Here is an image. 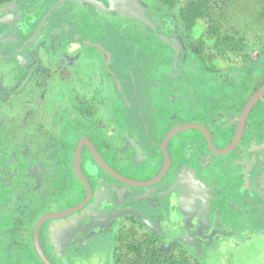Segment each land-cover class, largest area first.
Returning <instances> with one entry per match:
<instances>
[{"label": "rangeland", "instance_id": "obj_1", "mask_svg": "<svg viewBox=\"0 0 264 264\" xmlns=\"http://www.w3.org/2000/svg\"><path fill=\"white\" fill-rule=\"evenodd\" d=\"M56 1L58 0H52L51 3ZM89 1L94 11L101 14L100 17H95L92 11L85 9L86 7H78L79 5L77 6L76 4L71 7V2H65L61 4L46 21L43 29L44 33H46V37H48L50 35L48 31H52L59 24H66L70 20L80 22L91 18L94 20L91 22H95L96 18L98 19L99 22L91 30H85V32L83 31L85 26L81 22H73L74 25H72L74 29L72 32H74V38H72V35L66 36L67 41H65L63 45V51L65 54L75 59L77 57V48L74 47L72 43H77V35H82L84 38L89 39L82 43L83 49H87V52L82 53V55L85 58L89 57L86 61L82 62L83 69L91 70L92 60L99 59V75L103 77L104 81L114 82L116 88L119 90L118 95L125 100V104L121 109L119 107L115 108L114 102L111 104V102L105 101L106 112L119 118V122L116 121L114 126L112 125L109 130L114 131L117 128L116 126L120 124V128H122L129 137H132L131 139L134 144L137 142L143 145L142 143L147 142V138H144L145 134H152V118L150 117L151 114L146 110L147 102L145 104L143 94H145V91H148L149 88H152L154 77L146 76V72L152 70L150 65L153 61L147 58V55L142 59V62H140L138 58L140 55L137 56L135 54L132 56L130 52L125 53L122 50L126 48L122 44L112 45L111 48L108 42L111 36L115 37L117 35L116 33L121 34L119 31L120 29L126 30L127 33L133 32V34L140 30V32L135 34L150 36L152 32L155 31V28L148 18L149 6L146 5L143 0H138L137 2L140 7L128 0H112L111 2L108 1L109 3L99 2L100 0ZM232 2V5H230L233 17L231 23L229 22L232 28L231 33L232 35H239L242 30L246 33L243 48L247 54H250L249 59L241 60L242 58L236 53L234 55H224L219 52L215 47L216 42L206 39L203 35V32L207 30V24L205 21H199L198 27L194 28L190 33V35H192L187 38L188 42L191 44L189 51L193 56V60L204 65L205 70H212L224 75L233 69H244L246 66H253V64L257 63L260 67L253 68L254 71L260 70V68L264 69V58L261 56L262 54L264 55V11L262 14L264 4H256V0H232ZM51 3L49 5H53ZM4 6L5 5L0 6V9ZM47 6L48 5H46V8ZM52 8L53 7H51V9ZM114 9L125 12V14L130 17V20L125 19L123 22L112 17L113 11H115ZM44 11L43 9L39 11L38 14L36 13L37 15H30L31 18L34 17L32 21L36 22ZM134 16L135 18H133ZM152 17L153 22L158 23L162 21L160 15L156 12H152ZM119 21H121L123 26L118 23ZM244 25H246L245 29H243ZM99 28H102L105 37L100 33H95ZM177 28L180 30L178 25H172L168 29L176 30ZM168 29L164 31L165 35H167ZM237 30L241 31L238 32ZM31 37L32 36L21 29L16 16L9 15L0 20V94L5 89H13L16 81L20 79L23 69L26 66L24 62L22 63L19 53L20 51H26L22 49V46L25 45ZM173 39L177 40L176 35ZM93 40L96 42H93ZM169 42L173 43L174 41ZM148 43L149 42H147L146 46L149 45ZM175 44H177V42H175ZM34 45L35 42H32L27 50L33 48ZM40 48L44 50V45L40 46ZM47 49L48 47L43 52H39V57L44 69H47V66L52 60L47 53ZM127 57H132L133 60H128ZM83 60L85 59L83 58ZM37 69V63H34L31 74L36 75ZM84 72L86 73V71ZM200 74L204 75V73ZM52 75L56 74L53 69H50V72L45 71L41 79H39L40 82H45V90L42 91L43 93L46 92L48 96L54 95L56 92L55 96L60 97L62 92L58 88L59 82L56 81V76ZM74 77L81 82L82 75L79 76L76 74ZM87 79L91 86L88 90L90 103L97 102L98 105H101V101L97 100L110 98V90H108L105 85L101 86L96 83V77L93 76L92 71L89 72ZM211 84L214 85L215 89L213 88V90L208 91L216 95L221 90L222 85L217 84L215 79H212ZM65 86L67 88H64ZM68 86V84H63L65 91L68 89ZM190 87H192L190 90L188 88L179 92V94L184 91L186 93L175 100L171 109L161 112V117L163 118L161 122L171 123L174 121V119L171 121L169 116L172 113L176 114L177 110L179 111L180 109L179 113L181 116H178L175 120L186 118L185 121H183L185 123L201 124L196 120H187V116L192 119H200L197 114L191 113L194 108H199V102L196 98L194 99L193 95L190 93L195 89L192 83ZM198 93L199 92L195 91V95ZM66 94H68V92H66ZM100 96H102V98ZM135 97H140L141 99V103L139 104L142 107L141 110H143L141 112L144 114L142 123L139 122L137 119V112L132 108L134 106L132 99ZM18 98H15V101ZM239 103L240 101L235 103L233 108L237 109L240 106ZM177 105L180 107L179 109ZM28 109L29 107L25 108V110ZM219 118L220 117H218V119ZM172 125L170 129L177 124L175 123ZM97 133L102 137V132L97 131ZM2 144L6 146L7 143L3 138H0V146ZM126 150L129 151V149ZM126 150L124 153H126ZM132 150L135 151L134 149ZM150 153H152V151L148 150L147 154ZM242 155L243 153L239 151L234 153L229 158L230 162L225 170H234L240 173L245 171L247 164L241 161ZM126 160L127 159H125V162L127 163L128 160ZM193 161H195V164H198L203 161V158L199 155L194 157ZM62 162L60 176L62 180H65V175L67 173L65 168H68L69 171L72 172L71 160L68 158L67 162H65V160H62ZM208 162L214 172L222 170L220 162L215 159L211 158ZM110 165L123 176L135 179L138 182H146L154 175V169L148 167L141 172L129 173L119 170L116 165L111 162ZM261 165V163L254 165V168L248 171L247 175L244 174L247 177L243 175H234L232 178L226 175L223 177L218 176V178L228 179L227 182H229L233 190L230 186L224 185V183H220L221 185L217 183L215 185L217 180L212 173H210L209 169L204 173L197 174L198 176L194 175L195 177L193 176L186 181H178L175 179L172 184H166L163 187L158 185L148 188H136L120 183L95 166L98 170L97 178H92L87 171H84L94 189V197L91 205L70 217L52 220L45 224L40 233L41 243L47 248V255L54 264H118L116 259V225L109 224L102 227V224L108 222L110 220L108 219L109 217L114 220H119L120 217H118L116 213L122 209L129 208L138 212L132 216L148 225L151 230L157 231L156 236H163V240L167 245H172L177 250L182 249L198 264H264V202L259 201V203H257V210H259V213H256V210H254V212L248 210L246 213H241L244 209L240 203L238 204V208H242V211L240 210L237 212L234 205L230 202L231 195L229 199L222 195L235 191L236 185H238V187L241 188L243 186V190L246 194H251L259 199L262 198L259 197L262 194V190H260L261 188H259L258 185V182L263 181L261 180ZM73 170L74 177H76L73 180L75 181V188L69 191V184L65 183V189L61 186L56 194L47 193L46 190L43 191L45 187L42 184H44L45 181L40 172H38L35 177L36 181L31 183L25 180L16 183V180L14 181L8 178L9 184H16L11 185L6 191V201L11 207L22 204V208H27L30 205L33 208V206L37 205L35 208L37 209L36 212H39L37 215L38 220L48 214H56L72 209L85 197L84 193H82L83 185L78 180L74 167ZM19 179L21 180V178ZM223 179L219 180L224 181ZM3 184L6 186L7 180L6 182L4 181ZM169 187L172 189L170 188L169 190ZM213 188H216V191ZM160 191H162L163 196L157 198V194ZM149 195H151V198L148 199ZM101 197L104 199L107 198L108 201L112 200L111 202L115 208V212L113 209L99 210L96 208ZM113 198H115V200H113ZM0 199L4 200L1 197ZM153 199L155 205L150 206V203H153ZM246 199L245 197V200ZM253 203L256 204V202ZM1 204L2 203H0V205ZM38 205H40V209H38ZM207 206L209 208L213 206L218 208V210L210 209V213L214 215L217 214L218 218H220L217 221L213 219L219 226L221 223H226L229 226L224 232L219 228L217 234H209L207 226H200V222L205 218L201 213V209L202 207L207 208ZM246 206L250 209L249 205L246 204ZM254 209H256V206H254ZM153 211L162 216L164 221L163 225L168 232L160 229L157 224H152V219L154 217L152 216L151 219L149 216ZM175 211L181 213L187 225L185 232L182 234H177L170 221ZM6 213L5 210V216ZM221 215L224 216L225 219H222ZM213 220L211 222H213ZM4 224L5 222H3V226ZM1 225L2 223L0 226ZM1 228L4 231L6 230L4 227ZM1 228L0 231L2 232ZM135 232V229L131 231L134 236ZM11 238L17 242L23 240L13 236H11ZM11 238L9 239V243L12 242L13 244L9 248L10 250L15 246L21 245V242L15 243ZM136 238L132 237L130 240L126 238L127 243H124V239H121V244H118L119 259H123L125 264L127 262L128 264H133L135 257L142 263L148 258L145 250H143V252L140 251V254H136L133 249L132 251L128 250L129 246L142 242L138 237ZM32 258L33 260H29L28 258L22 259L21 264H42L36 256ZM172 258L177 261L185 259L182 258L180 252L174 254Z\"/></svg>", "mask_w": 264, "mask_h": 264}, {"label": "flooded vegetation", "instance_id": "obj_2", "mask_svg": "<svg viewBox=\"0 0 264 264\" xmlns=\"http://www.w3.org/2000/svg\"><path fill=\"white\" fill-rule=\"evenodd\" d=\"M59 1L60 0L51 3L52 0H12L0 9V20L9 15L16 16L21 29H23L30 36H34V33L36 32L41 20L48 13L51 7H53ZM108 1L111 2L112 0H100L99 2L109 3ZM128 1H131L133 4L140 7V5L137 4L138 0ZM143 1L146 5H148L147 0ZM68 2L72 3L71 7L76 4L77 6L79 5L78 7H86L85 9L92 11L95 17L101 16L100 13L94 11V8L91 6V4L81 5L80 3L73 1ZM50 3L53 5H49ZM46 5H48L47 8ZM43 9L45 11L42 15H40L41 17L36 22L32 21V18L34 17L31 18L30 15H37L38 12ZM148 9L149 21L153 26H156L157 22H153L150 7ZM114 10L115 11H113L114 13L112 14V17H115L123 22L125 19L128 20L130 18L125 14V12L116 9ZM133 18H135V16ZM91 21L94 20L90 18L89 20L86 19L80 22L85 26L86 30H91L99 22L97 18L95 22ZM121 21L118 23L123 26ZM69 22H72L73 24V22L75 23L79 21L70 20ZM69 22L66 24H59L56 28H54V30L48 31L50 32L48 37H46V33H44L43 30L45 26L44 24L41 28V32L32 41L35 42L33 48L27 50V48L32 44V42L28 43L31 38L25 43V45L22 46V49L26 51H20L19 57L21 58L22 63H25L24 65L26 67L23 69L22 75L20 76V79L16 81L13 89H5L0 94V138H3V140L7 143L6 146H3L4 143L0 146V197L4 199H0V203H2L0 205V224L2 223L0 228L4 227L6 229L4 231L1 228L2 232L0 231V264H21L22 259L28 258L29 260H33L32 257L34 256L40 260L34 244V229L37 222L41 219H37V215L39 213L36 212L37 209L35 206L37 205L33 206V208L31 205L27 208H22V204L11 207L6 201L5 196L6 191L11 185L16 184L17 182L19 183L23 180L29 183L35 182V177L37 173L40 172L42 178L45 181V183L42 184L45 187L43 191L46 190L47 193L56 194L61 186L65 189V183L69 184V191L74 189L75 181L73 180L76 178L74 177L73 173V167L75 168V154L77 146L83 138H87L93 144L102 159L111 169L117 173L119 172L112 165H110V162L116 165L119 170L129 173L141 172L146 169V167L154 169V175L146 182H138L135 179L128 178L132 181H135L136 183L145 184L153 179H156L163 169L164 154L161 151V148L166 134L178 126L189 124L183 122L186 118L182 120H175L178 116H181L179 113L180 107L178 105L179 111L177 110L176 114L172 113L169 116L171 121L172 119H174V121L171 123L161 122V119H163L161 117V112L171 109L172 105L175 103V100L179 99V96L181 97L182 94L186 93L184 91L179 94V92L188 88L190 90L192 88L190 87L191 83L194 85L193 88L195 89H193L190 93L193 95L194 99L196 98L198 100L199 108H194L191 113L197 114L200 119H192L187 116V120H196L201 123L193 125L205 128L210 134L213 147L221 150L229 147L232 144L246 105L251 100L253 95L264 85L263 84L257 90H254L253 87L246 84L242 89L237 90L238 86L236 87V74L224 75L218 73V75H216L213 79H215L217 84H222L223 81H226L227 83L229 82L230 91H228V93L226 91L219 92L216 95L210 93L208 89L210 86H212V81H202L203 77L206 75L200 73H204L205 68L204 65L190 58L192 56L189 51L191 44L188 42V39H185L184 34H181V30L178 28L176 30L160 28L161 35L159 34V31L158 34L161 36L162 40L167 42L168 46L172 49L174 61L170 65V69L167 71L166 75L156 77L155 91H145V94H143V97L146 98V100H149L150 97L155 99L154 104L148 105L146 108L148 113L151 114L150 117L152 118V134H145L144 138H147V142H144L145 145L144 143L141 145L137 142L134 144L131 139L132 137H129V135H127V133L122 128H120V124L116 126L117 128L114 131L109 130L112 125L114 126L116 121L119 122V118L106 112L105 101L102 102L101 105L97 106H93L89 102L88 90L91 87L87 79L89 72L92 71L93 76L96 77L95 81L97 84L102 86L104 85V82L107 81H104L103 77L99 75V59L92 60V67L90 68L91 70L83 69L82 62L86 61L88 58H85L82 55V53L85 52V49L82 47L84 39L81 38V35H77V43H72L73 46L77 48V57L73 59V57L64 53L63 45L65 44L66 36L69 34L72 35V38H74V32H72L74 29V24L70 25ZM167 29L168 32L167 35H165L164 31ZM175 35L177 40L173 39ZM169 41L174 42L171 43ZM175 42H177V44H175ZM43 45L44 50L48 47L47 53L52 59L50 61L51 64L49 63L47 69L42 67V62L39 57V52L44 51L42 48H40V46ZM261 56L264 58L263 54ZM83 58L85 60H83ZM34 63H37L38 68L36 70V75L31 74V69ZM50 69H53L56 74L52 76H56L55 79L57 82H59L58 88L62 92L61 95H67V90H64V88L67 87L65 86L63 88V84H68V88L71 90V97L74 96L75 98L88 100L83 102L86 105H83V103H74L75 105L68 108L70 121L71 123L73 122L72 128L75 130V133L77 131L79 132L78 137L71 144H69L67 141L62 144L60 139L61 135L57 129L61 125L59 123H62L60 118L63 113L61 106H59L61 105V95L60 97L55 96L56 92L54 95L50 96H48L46 92L43 93L42 90H45V82L39 81L45 71L50 72ZM245 69H247L248 73L246 76H248V78L251 80L253 76V69L252 71H248V66H246ZM84 71H86V73ZM76 74L79 76L82 75L81 82L75 79L74 75ZM232 85H235L233 89H231ZM195 91L199 93L195 95ZM148 92L150 93L149 95H147ZM100 97L102 98V96ZM15 98L18 99L15 101ZM239 101L240 106L237 109L233 108L234 104L238 103ZM151 102L152 100H150L148 103ZM26 107H29V109L25 110ZM141 108L142 107H140V104L138 103L136 109H133L135 112H137V119L140 123H142L144 120L142 119L144 114L141 112L143 111ZM218 117L220 118L218 119ZM175 123L177 125L170 129V126ZM94 128L96 129L95 131ZM97 131L102 132V137L99 136ZM68 147L70 148L69 154L66 153V148ZM126 149H129V151ZM125 150L126 153H124ZM148 150H151L152 153L147 154ZM167 150L169 152L171 165L166 172V175L158 183L148 187H154L158 185L163 187L166 184H172L175 179L178 181H186L194 175L198 176L197 174L208 171V169L217 180L215 185L217 183H219L218 185H221L220 183H224V185L230 186L229 182H227L228 179L218 178V176L223 177L226 175L228 177L231 176V178L234 175L245 176L247 175L248 171L254 168V165L261 163V180L263 181L258 182V185L259 188H261L260 190H262V194L259 197L262 198L259 199L251 194H246L243 190V186L241 188L238 187V185H236L235 191L222 194L227 199H229L231 195L230 202L232 205H234V208L237 212L240 210L242 211L243 208L244 212L242 211L241 213H246L248 210L253 212L256 210L255 212L259 213V210H257V203H259V201L264 202V97H262L253 106L247 115L239 144L230 152L221 155L215 154L210 149L205 134L199 130H189L176 135L169 141ZM238 151L243 153L241 161L244 162V164H247L245 171L240 173L235 172L234 170H225L228 163L230 162L229 158ZM199 155L203 158V161L195 164L193 158ZM68 158L71 160L72 172H70L68 168H65L67 171L65 175L66 179L62 180L60 176L61 164L63 163L62 160L67 162ZM211 158L220 162V167L222 170L218 172H214L212 170V167L209 166L208 162V160ZM125 159L128 160L127 163L125 162ZM81 160L83 174L91 185L92 189L93 186L91 181L86 176L84 171H87V173L91 175L92 178H97L98 170L96 167H98L100 170L111 176L96 163L87 145L83 146ZM8 178L14 181L16 180V183L9 184ZM19 178H21V180ZM219 179H223L224 181H220ZM6 180L7 185L4 186L3 183L4 181L6 182ZM80 183L82 184L81 181ZM131 187L141 188L142 186ZM170 188L171 187H169V190ZM213 189L216 191V188ZM82 193H84V196L86 197L84 185ZM157 195V198H161L163 196L162 191H160ZM245 197L247 198L246 200ZM107 198L104 199L101 197L96 208L99 210L113 209L115 212V208L111 202L112 200L108 201ZM149 198H151V195H149L148 199ZM84 199H82L80 203H82ZM113 200H115V198H113ZM91 202L85 208L89 207ZM253 202H256V204ZM239 203L242 205L241 209L238 208ZM246 204L250 206V209L247 208ZM154 205L155 203L153 199V203L151 202L150 206ZM254 206H256V209H254ZM39 207L40 205H38V209H40ZM210 209L218 210V208L215 206L212 208H209L208 206L207 208L202 207L201 213L205 218L200 222V226H207L209 234H217L219 228L222 232H224V230L229 226L226 223H221L220 226L217 222L215 223L213 219H216L217 221L220 218H218L217 214H211ZM5 210L7 212L6 216L4 214ZM135 213L138 212L129 208L122 209L116 213V215L120 217L119 220H114L109 217L108 219L110 220L102 224V227L109 224L116 225V259L118 264H125L123 259H119L118 244H121V239H124V243H127V239L130 240L132 237H138L142 242L129 246V251H132V249L133 251H135V249H139L143 252V250H145L148 257L153 253H155V255L160 254L162 257H172L177 252H180L182 254V258L187 259L193 264H198L195 260H192L182 249L177 250L174 246L167 245L163 240V236H156L157 231L151 230L148 225L140 222L134 216H132ZM155 214L156 213L153 211V213H151L149 216L151 219L152 216L154 217L152 219V224L155 223L160 229L165 230L162 216H160L159 213L156 215ZM221 218L225 219L222 215ZM212 220L213 222H211ZM170 221L177 234H182L185 232L187 225L184 222L181 213L175 211L173 218L171 217ZM3 222H5L4 226ZM41 229L39 232L40 245L45 255L48 257L47 248L41 243ZM133 229L136 230L135 236L131 233ZM165 232H168V230H165ZM11 236L23 239L20 241L21 245L15 246L12 248V250L9 249L13 244L12 242L9 243ZM14 242L20 243L17 241ZM48 259L51 261L49 257ZM126 264H128V262ZM133 264H142V262H139L138 258L135 257Z\"/></svg>", "mask_w": 264, "mask_h": 264}, {"label": "trees", "instance_id": "obj_3", "mask_svg": "<svg viewBox=\"0 0 264 264\" xmlns=\"http://www.w3.org/2000/svg\"><path fill=\"white\" fill-rule=\"evenodd\" d=\"M10 1L12 0H0V6L6 5ZM256 1V4H264V0ZM147 3L151 9L150 12H156L158 15H160L162 19L161 22L157 23L156 26H154L155 31H153L150 36H146L142 34H135L140 32V30L138 32L134 31L135 33L133 34V32L127 33L126 30L120 29L119 31L121 34L116 33L118 36H111V39L108 43L110 47L112 45L122 44L126 48L122 51H124L125 53L130 52L132 56L135 54L137 56L140 55V57H138L140 62H142V59L148 55L147 58H150L153 62L150 65L152 70L147 71L146 76L154 77L152 88L148 89L149 92L155 91L156 77L166 75L167 71H169L170 69V65L174 61L172 49L168 46L167 42L162 40L160 36V28H169L172 25H178L181 30L180 33L184 34L185 39H187L192 35H190V33L193 31V29L198 27V22L205 21V23L207 24V30L203 32V35L206 37V39L212 42H216L215 47L216 49H218L219 52L224 55H234L236 53L242 58L241 60L249 59L250 54H247L243 48V44L246 39V33L243 30L241 33H239V35H232L231 33L232 28L230 23L233 17V12L231 10V5L233 3L232 0H147ZM263 11L264 8L262 9V14ZM69 24L72 25V22H69ZM245 26L246 25L243 26V29H245ZM85 30L86 29L84 28L83 31L85 32ZM158 31L160 35L158 34ZM237 31L240 32L241 30ZM95 33H100L105 37L102 28H99ZM81 38L84 39V41L88 39L84 38L82 35ZM93 42L96 41L93 40ZM147 42H149L148 46H146ZM85 52H87V49H85ZM190 58L193 59V56H191ZM128 60H133V58L129 57ZM256 67H260L258 66V63L253 64V66L250 65L248 67V71H252V69ZM245 68L243 70L233 69L226 74H236V87L238 86L237 90L242 89L246 84L253 87L254 90H257L260 86L264 84V69L260 68V70L257 71H254L253 69V76L250 80L248 76H246V74L248 73L247 69ZM204 74L206 76L203 77V81L211 82L212 79L216 75H218V72L212 70H205ZM104 85L107 87L108 90H110L111 96L110 98H107L108 100L97 101H101V103L104 101H108L111 102V104H113L112 102H114L115 108L119 107L121 109V107L125 104V100L123 97L118 95L119 90L116 88L114 82L107 81L104 82ZM221 85L222 87L219 92L226 91L228 93V91H230L229 82L227 83L226 81H223ZM234 87L235 85H232L231 89H233ZM213 88L215 89L214 85L210 86L208 90H213ZM67 92V95H61V105H59L61 106L63 114L60 118L62 123H59L61 125L57 129L60 132V139L62 144L66 141L69 144L73 143V141L79 135V132L77 131L75 133V130L72 128L73 122L71 123L70 121L68 108L70 106L75 105L74 103L82 104L83 102L88 101L84 99L75 98L74 96L71 97V90L69 88L67 89ZM149 92L148 95L150 94ZM143 99L145 100V104L147 102V106L153 105L155 102V99L152 97H150L149 100H146V98L144 97ZM150 100H152V102L148 103L150 102ZM132 101L134 103V106L132 107L133 109L138 106V103H141L140 97H135L132 99ZM91 104L93 106L98 105L97 102ZM83 105L86 104L83 103ZM95 130L96 129L94 128V131ZM66 153H70L69 147L66 148ZM135 252L137 254L141 253L139 249H135ZM145 260L146 261H144V263L142 264H193L191 262L188 263V261L185 259H183L182 261H177L172 257H162L160 254L155 255V253L149 255V257Z\"/></svg>", "mask_w": 264, "mask_h": 264}, {"label": "water", "instance_id": "obj_4", "mask_svg": "<svg viewBox=\"0 0 264 264\" xmlns=\"http://www.w3.org/2000/svg\"><path fill=\"white\" fill-rule=\"evenodd\" d=\"M68 1H73V2H77L80 3L81 5H87L90 4V2L88 0H60L58 3H56L53 8L44 16V18L41 20L38 28L36 29V32L34 33V36L31 37V39L29 40L28 43H31L37 36L38 34L41 32V28L42 26L45 24V22L53 15V13L56 11V9L59 7V5L68 2ZM264 97V85L253 95V97L251 98V100L248 102V104L245 107V110L242 114L239 126H238V130L236 133V136L232 142V144L225 148V149H216L213 147L212 142H211V138H210V134L209 132L205 129L202 128L201 126H197V125H193V124H186V125H182V126H178L174 129H172L170 132H168L164 138L163 144H162V148L161 151L164 154V166L163 169L160 173V175L156 178L151 180L150 182H147L145 184L143 183H136L135 181H132L128 178H125L124 176H122L121 174L115 172L113 169H111L107 163L102 159V157L99 155V153L96 151L95 147L93 146V144L87 139V138H83L76 149V154H75V171H76V175L79 178V180L82 182V184L85 187L86 190V197L84 199V201L82 203H80L78 206H76L75 208H72L70 210L64 211V212H60V213H56V214H50V215H46L43 218H41L34 229V244H35V248L36 251L38 253V256L40 258V260L42 261L43 264H53L48 257L45 255L41 245H40V240H39V232L40 229L42 228V226L51 220H56V219H62L65 218L67 216H70L72 214H76L79 213L80 211H82L93 199L94 194H93V189L91 187V185L89 184V182L86 180L83 171H82V160H81V156H82V149L84 145H87L88 148L90 149L96 163L107 173H109L112 177H114L115 179L119 180L120 182L127 184V185H131V186H142V187H148V186H152L156 183H158L160 180L163 179V177L166 175V172L168 171L170 165H171V160H170V156H169V152L167 150V145L169 143V141L175 137L176 135L180 134L181 132H185V131H189V130H199L201 131L203 134H205L209 147L210 149L218 155L221 154H226L228 152H230L231 150H233L238 144L239 141L241 139L243 130H244V126H245V122L247 119V115L249 114V112L251 111V109L253 108V106L262 98Z\"/></svg>", "mask_w": 264, "mask_h": 264}]
</instances>
